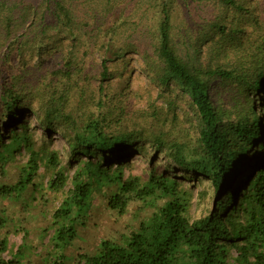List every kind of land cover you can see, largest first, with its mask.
<instances>
[{
    "label": "trees",
    "instance_id": "1",
    "mask_svg": "<svg viewBox=\"0 0 264 264\" xmlns=\"http://www.w3.org/2000/svg\"><path fill=\"white\" fill-rule=\"evenodd\" d=\"M179 1L0 0V152L29 154L18 181L0 194L36 190L41 168L52 175L51 191L66 187L60 153L35 149L29 115L46 134L68 138L67 167L77 166L53 213L47 264H69L77 218L104 188L117 215L133 203L152 212L137 226L135 212L127 238L101 241L76 264H264V0H210L214 12L198 26L184 4L181 28L172 20ZM145 31L146 44L135 35ZM101 50L109 57L99 65ZM131 54L141 57L147 85L141 95L128 87L125 98L111 95L110 81L132 72L124 60ZM150 86L156 96L143 124L128 129L130 97ZM180 117L191 125L176 138L168 126ZM149 146L146 179L125 177L134 167L128 160L148 156ZM161 155L164 172L155 167ZM175 169L184 180L210 184V208L196 218L191 189L169 175ZM19 250L0 264H18Z\"/></svg>",
    "mask_w": 264,
    "mask_h": 264
},
{
    "label": "rangeland",
    "instance_id": "2",
    "mask_svg": "<svg viewBox=\"0 0 264 264\" xmlns=\"http://www.w3.org/2000/svg\"><path fill=\"white\" fill-rule=\"evenodd\" d=\"M184 4H189V12L192 14V21L196 22V26L203 24L208 18H211L214 12L210 0H188V2L180 0L174 5L172 12L173 23L178 28L183 26L185 16L187 17V9H185ZM124 12L125 9L121 8L117 17L123 15ZM192 24L194 25V23ZM135 35L137 38H141L143 43L149 42L147 31L144 34L136 33ZM97 53L99 65L103 58L109 57V54L105 56L102 50ZM124 60L129 62L128 66L132 72L131 74H124V77L110 81L108 84L110 94L114 93L117 96L122 94L123 96L121 97L125 98L124 92L128 87L131 91H136L138 95H141L142 93L139 92L140 86L142 84L147 85V80L142 73V59L137 54H131ZM114 64L111 63L110 66L112 67ZM112 68L115 69L117 66ZM129 80L131 86L128 85ZM144 94L140 98H134V95L129 96L131 98L132 109L135 112L131 115L130 120L126 122L128 129L141 127V124L144 122L143 116L149 110L147 106L150 104V100L155 99L156 96V92L151 86ZM250 100L253 101L254 98L251 97ZM255 107L257 111L261 109L259 105H255ZM139 111L142 114L144 113V115H137ZM26 120L30 122L29 132L34 135L35 149L43 148L46 145L50 150L60 153L61 170L63 169L65 172L67 184L59 193L51 191L48 188V184L52 180V175L48 170L41 168L39 175L34 180L36 190H33L32 186H29L19 197H5L0 194V244L1 242L5 243L4 250L0 251V259H11V257L17 254L18 248H20L19 254L15 257L18 264H47L49 258L46 256L48 255L51 258L54 253L53 247L50 244V238L54 232L52 226L53 213L66 197L68 189H71V179L75 174L77 166L74 168L67 167V163L70 160L67 137H63L58 132L46 134L40 127L37 117L29 115ZM190 125L189 121L180 117L177 126L171 127V124H169L168 128L172 131L173 137L176 136L178 138L184 137V129H189ZM9 131L6 130L3 136H7ZM147 150L148 156H135L128 160L129 164H132L131 166L134 167L125 169V177L131 175L141 176L143 179H146L149 168L153 167L150 165V159L154 154L153 148L150 146ZM28 155L25 148L18 150L16 153L0 152V187L11 186L18 181L20 171L28 160ZM3 156L4 159H2ZM81 160V162L84 161V159ZM155 164V167L162 172H164L166 166H169L168 160L165 159L164 155L158 157ZM172 171L169 170L168 172ZM173 172V174L169 175L172 177L176 176L180 184L190 188L193 193L191 216L196 218L209 210L211 200L207 198L212 194L210 184L191 183L183 179L184 175L181 170L175 169ZM203 192L207 194V197L204 196ZM108 196L109 191L107 188H104L101 193L96 191L93 195L91 209L87 215L77 218V237L72 242V246L65 252L69 264H76L75 260L79 254H93L98 249L101 241L107 240L116 243L127 238L130 234L129 225L133 222L135 212L139 214V216L137 215L138 220L134 223L136 226L142 218L147 217L152 212L150 208H142L137 203H133L126 215L119 216L108 209ZM235 255V252H233L234 257Z\"/></svg>",
    "mask_w": 264,
    "mask_h": 264
}]
</instances>
